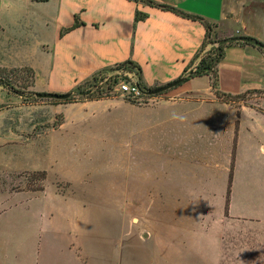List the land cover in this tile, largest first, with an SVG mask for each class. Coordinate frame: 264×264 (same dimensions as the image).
I'll return each instance as SVG.
<instances>
[{
  "label": "crops",
  "instance_id": "0c3cea01",
  "mask_svg": "<svg viewBox=\"0 0 264 264\" xmlns=\"http://www.w3.org/2000/svg\"><path fill=\"white\" fill-rule=\"evenodd\" d=\"M154 1L264 43V0ZM204 36L199 19L134 0H0V67H30L40 92L127 60L141 85L167 83ZM216 74L221 95L260 94L224 100L202 74L146 103L74 102L66 131L88 140L36 155L50 179L66 166V189L0 194V264H218L217 218L264 222V51L228 43ZM13 98L0 88V105Z\"/></svg>",
  "mask_w": 264,
  "mask_h": 264
},
{
  "label": "rangeland",
  "instance_id": "374dc122",
  "mask_svg": "<svg viewBox=\"0 0 264 264\" xmlns=\"http://www.w3.org/2000/svg\"><path fill=\"white\" fill-rule=\"evenodd\" d=\"M218 34L217 25L213 24L209 37L211 42L189 64L187 71L204 58L205 62L211 64L210 74H213L217 68L218 46L225 45L218 44L224 38ZM11 69L0 70V88L14 96V100L0 105V194L6 195V202L18 199L25 190H43L45 187L66 189V166L62 172L57 169L50 179L47 170L37 164L36 155L46 156L55 143L88 140L87 136L66 131L67 126L74 125L72 116L80 110L74 102L78 101L39 98L36 93L40 91L30 89L33 83L30 72ZM116 75L122 79L134 78L138 81V71L134 66L128 63L121 66L114 64L96 73L94 78L82 81L80 89H89L92 95L99 96L97 99L111 98L136 104L149 102L150 97H167L164 93L168 89L156 95H144L142 102L133 101L117 90ZM142 86L143 89H150L157 85ZM259 94L258 91H250L220 98L235 102L247 101ZM65 115L71 117L67 123ZM137 200L124 199V205H132ZM217 220L220 244L218 264H264V222L221 217ZM205 252L208 253L207 250Z\"/></svg>",
  "mask_w": 264,
  "mask_h": 264
},
{
  "label": "trees",
  "instance_id": "16d2710c",
  "mask_svg": "<svg viewBox=\"0 0 264 264\" xmlns=\"http://www.w3.org/2000/svg\"><path fill=\"white\" fill-rule=\"evenodd\" d=\"M136 2H141L144 3L146 5L152 6V7H157L160 9H164V10H169L172 12H175L179 15L182 16H186L189 18H193V19H199L202 24L204 25L205 28V36L204 39L202 41L201 46L198 48V50L194 53L193 57L190 59V61L188 62V64L185 66L183 72L181 73V75L178 78H181V82L187 80L190 77L196 76V75H202V74H209L211 77V87L212 89H214V93L216 94L217 97H231V95H221L217 89H216V84H217V74H216V69L213 72V74H210V68H211V64L209 62H205V59L202 58L197 65L194 66V68H191L189 71H187L188 66L190 63H192L199 55V52L202 51L206 45L208 44V42H211V40L209 39L211 33H212V26L213 24H210L206 21H204L202 18L194 16V15H189L184 13L183 11L177 9L176 7H173L171 5H167V4H163V3H158L155 2L154 0H134ZM147 14L145 12H142L138 9L135 10V15H134V20L138 21V20H143L144 18H146ZM80 22L78 21L77 16H75V23L74 25L79 24ZM226 45V44H225ZM224 45V46H225ZM261 46H258L260 49H262L264 51V43L260 42ZM224 46H218L219 48V53H218V59L221 56L222 50ZM218 62V60H217ZM131 64L132 66H134L137 71H138V83L140 84V80H141V75H140V67L135 64L133 61L131 60H127L124 61L122 63H118L119 66L124 65V64ZM4 68L0 67V70H3ZM17 69H24L28 72H30V75L32 77V82L34 79V73L33 70L30 67H18V68H12L11 70H17ZM95 75H93L91 78H94ZM85 82V81H84ZM141 85V84H140ZM142 86V85H141ZM82 87V83H78L74 89H72L70 92V95L66 98V100L69 101H83V100H87V99H97L99 98V96H94L92 95V93L90 92L89 89H80ZM143 87V86H142ZM260 92V91H259ZM264 93V91H261Z\"/></svg>",
  "mask_w": 264,
  "mask_h": 264
},
{
  "label": "water",
  "instance_id": "95a60500",
  "mask_svg": "<svg viewBox=\"0 0 264 264\" xmlns=\"http://www.w3.org/2000/svg\"><path fill=\"white\" fill-rule=\"evenodd\" d=\"M246 42L250 43L255 46H261L260 42L257 41L256 39L246 37V36H233V37H226L223 39H220L218 41V44H228L232 42ZM181 82V78H176L172 81H169L167 83L157 85L156 87L150 88V89H141L142 92L145 95H156L159 94L171 87H174L178 85ZM70 95V92H65V93H54V92H37L36 96L39 98H49V99H58V100H64Z\"/></svg>",
  "mask_w": 264,
  "mask_h": 264
},
{
  "label": "built area",
  "instance_id": "2783aa9c",
  "mask_svg": "<svg viewBox=\"0 0 264 264\" xmlns=\"http://www.w3.org/2000/svg\"><path fill=\"white\" fill-rule=\"evenodd\" d=\"M117 70V69H116ZM118 72V71H116ZM116 87L117 90L125 95L127 98L136 101V102H142L144 99V93L141 89L143 87L138 83L137 79L131 78L128 79H122L120 76L116 75Z\"/></svg>",
  "mask_w": 264,
  "mask_h": 264
}]
</instances>
